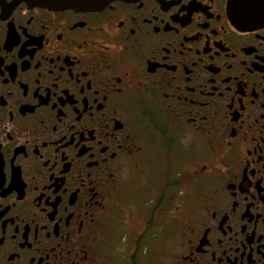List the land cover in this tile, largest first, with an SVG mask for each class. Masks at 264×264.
Returning a JSON list of instances; mask_svg holds the SVG:
<instances>
[{
  "label": "flooded vegetation",
  "instance_id": "af4514ba",
  "mask_svg": "<svg viewBox=\"0 0 264 264\" xmlns=\"http://www.w3.org/2000/svg\"><path fill=\"white\" fill-rule=\"evenodd\" d=\"M158 210L160 264H264V0H0V264H147Z\"/></svg>",
  "mask_w": 264,
  "mask_h": 264
},
{
  "label": "rangeland",
  "instance_id": "374dc122",
  "mask_svg": "<svg viewBox=\"0 0 264 264\" xmlns=\"http://www.w3.org/2000/svg\"><path fill=\"white\" fill-rule=\"evenodd\" d=\"M176 160H180V158L173 159V162L169 169L171 170L170 173L172 174V171L177 172L178 168L175 165L177 162ZM160 159L157 157L151 158L149 162L147 161L146 165L143 166L142 172L143 174L147 171H158L160 170L159 167ZM174 174V173H173ZM140 174L133 172L131 174L130 178V184L131 186L128 187V191H126V194L128 196V203H126V213L123 214L124 219L126 222H128L129 226L131 227V230H139L141 227V224L144 221V215L147 214V211L151 208V197L153 196L155 190H152L150 187H146L144 184H141L140 181L143 179V176L140 178ZM176 176V174L173 175V178ZM140 178V179H139ZM139 182V183H138ZM170 193V194H169ZM178 194V190L173 189L166 192L164 197L167 195H173V198L169 199L166 205L163 208H168L170 205L173 206H180L181 208H184L188 205V200L190 199V196L185 197L182 195L176 196ZM187 196V195H186ZM180 218V213L176 212L172 216L164 215L160 210H158L155 213V216L153 218L152 222V228L153 230L157 231V235L159 238H157V247L153 250L155 255L147 254L146 257V263L147 264H158L165 263L166 258L165 253L169 250V232H171L172 225L175 224L176 219ZM129 227V228H130ZM161 240V241H160ZM127 247L130 246L129 243L126 244Z\"/></svg>",
  "mask_w": 264,
  "mask_h": 264
},
{
  "label": "water",
  "instance_id": "95a60500",
  "mask_svg": "<svg viewBox=\"0 0 264 264\" xmlns=\"http://www.w3.org/2000/svg\"><path fill=\"white\" fill-rule=\"evenodd\" d=\"M134 2L136 0H26L32 6L48 10H72L78 12L98 11L113 2Z\"/></svg>",
  "mask_w": 264,
  "mask_h": 264
},
{
  "label": "trees",
  "instance_id": "16d2710c",
  "mask_svg": "<svg viewBox=\"0 0 264 264\" xmlns=\"http://www.w3.org/2000/svg\"><path fill=\"white\" fill-rule=\"evenodd\" d=\"M148 229H149V227H148Z\"/></svg>",
  "mask_w": 264,
  "mask_h": 264
}]
</instances>
